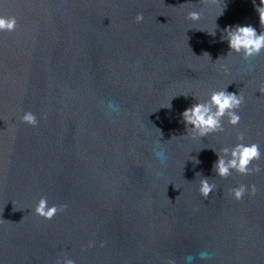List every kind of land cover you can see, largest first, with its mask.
Wrapping results in <instances>:
<instances>
[{
  "label": "water",
  "instance_id": "water-1",
  "mask_svg": "<svg viewBox=\"0 0 264 264\" xmlns=\"http://www.w3.org/2000/svg\"><path fill=\"white\" fill-rule=\"evenodd\" d=\"M261 6L0 0V264H264V48L245 59L225 31L264 33ZM224 90L239 123L200 136L182 113ZM237 144L259 159L219 176Z\"/></svg>",
  "mask_w": 264,
  "mask_h": 264
},
{
  "label": "clouds",
  "instance_id": "clouds-1",
  "mask_svg": "<svg viewBox=\"0 0 264 264\" xmlns=\"http://www.w3.org/2000/svg\"><path fill=\"white\" fill-rule=\"evenodd\" d=\"M261 7L256 10L259 13L260 24H264V0H260ZM189 18L196 20L199 19L197 12H190ZM137 22H142L143 15L137 14ZM16 21L12 19L0 18V30H14ZM229 32L227 38L229 48L231 51L240 53L243 51L244 58L247 59L253 55L259 54L260 50L264 48V33L257 34L256 29L252 26H237L235 29H226ZM242 103V98H238L235 93H229L226 90L214 92L210 100L205 103H196L190 108L186 109L183 113V120L187 125H191L193 130L200 136H204L210 132L222 131L221 118L227 115L232 125L239 123L240 117L236 114L234 109H238ZM215 109V111H213ZM23 120L33 126L37 124L36 117L32 113H25ZM240 139H243L241 136ZM228 149H224L225 154H228ZM157 155L161 158V162L164 163L163 153L158 152ZM260 153L258 146L252 144L245 146L244 144H237L231 150V159L227 161L225 158L218 156V160L214 164V171L221 177H227L230 174V169H235L241 174H250L252 169L248 166L253 159H259ZM258 171V169H256ZM213 185L208 183L207 179L201 180L200 191L202 195L207 198L213 191ZM234 196L236 199L242 198L245 192V188L241 186L238 189H234ZM253 194L255 188L253 186ZM58 209L56 206L49 207L47 200L41 198L38 206L35 209L37 215L51 219ZM65 264H73L71 260H66Z\"/></svg>",
  "mask_w": 264,
  "mask_h": 264
}]
</instances>
